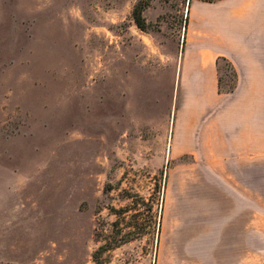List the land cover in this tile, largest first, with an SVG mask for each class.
Instances as JSON below:
<instances>
[{
    "label": "rangeland",
    "instance_id": "374dc122",
    "mask_svg": "<svg viewBox=\"0 0 264 264\" xmlns=\"http://www.w3.org/2000/svg\"><path fill=\"white\" fill-rule=\"evenodd\" d=\"M194 1L0 0V264H157L214 191L264 206V166L205 165L203 122L172 149L210 90L181 77Z\"/></svg>",
    "mask_w": 264,
    "mask_h": 264
},
{
    "label": "crops",
    "instance_id": "0c3cea01",
    "mask_svg": "<svg viewBox=\"0 0 264 264\" xmlns=\"http://www.w3.org/2000/svg\"><path fill=\"white\" fill-rule=\"evenodd\" d=\"M190 43L182 63L186 84L210 87L204 116L174 118V150L198 146L194 126L203 122L205 165L252 167L260 180L264 166V0H196L188 18ZM229 60L236 88L219 90V62ZM203 120V121H202ZM256 177V178H255ZM252 204H230L227 191L199 208L196 221L178 223L168 252L157 264H264V206L260 188Z\"/></svg>",
    "mask_w": 264,
    "mask_h": 264
},
{
    "label": "trees",
    "instance_id": "16d2710c",
    "mask_svg": "<svg viewBox=\"0 0 264 264\" xmlns=\"http://www.w3.org/2000/svg\"><path fill=\"white\" fill-rule=\"evenodd\" d=\"M210 1H213V0H210ZM144 7H145V3L138 2L133 10L134 19L137 25L140 26L142 29H145L147 26L146 19L143 15ZM233 89H234V85H231L226 91H232ZM219 90L223 91L220 85H219ZM96 253H98V251ZM96 253L94 254V256H96Z\"/></svg>",
    "mask_w": 264,
    "mask_h": 264
}]
</instances>
